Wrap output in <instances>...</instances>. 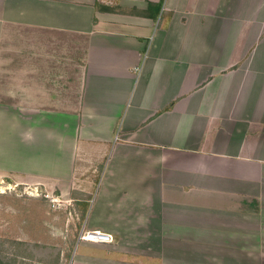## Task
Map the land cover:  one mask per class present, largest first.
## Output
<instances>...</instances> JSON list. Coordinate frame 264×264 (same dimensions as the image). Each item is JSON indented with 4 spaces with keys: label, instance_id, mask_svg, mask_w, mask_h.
Wrapping results in <instances>:
<instances>
[{
    "label": "crops",
    "instance_id": "crops-1",
    "mask_svg": "<svg viewBox=\"0 0 264 264\" xmlns=\"http://www.w3.org/2000/svg\"><path fill=\"white\" fill-rule=\"evenodd\" d=\"M91 148L75 264H264V0H0V174Z\"/></svg>",
    "mask_w": 264,
    "mask_h": 264
},
{
    "label": "rangeland",
    "instance_id": "rangeland-1",
    "mask_svg": "<svg viewBox=\"0 0 264 264\" xmlns=\"http://www.w3.org/2000/svg\"><path fill=\"white\" fill-rule=\"evenodd\" d=\"M92 150L85 154L82 173L77 175L76 192L85 190L81 201L26 185L19 176L0 174L4 264H68L80 252L78 238L101 174Z\"/></svg>",
    "mask_w": 264,
    "mask_h": 264
},
{
    "label": "built area",
    "instance_id": "built-area-1",
    "mask_svg": "<svg viewBox=\"0 0 264 264\" xmlns=\"http://www.w3.org/2000/svg\"><path fill=\"white\" fill-rule=\"evenodd\" d=\"M82 242L111 244L114 242V237L111 234L100 231H88L85 226H83L78 238V245ZM68 264H75L73 258Z\"/></svg>",
    "mask_w": 264,
    "mask_h": 264
},
{
    "label": "trees",
    "instance_id": "trees-1",
    "mask_svg": "<svg viewBox=\"0 0 264 264\" xmlns=\"http://www.w3.org/2000/svg\"><path fill=\"white\" fill-rule=\"evenodd\" d=\"M172 107H173V106L169 107L167 110H170ZM100 170H101V173H102V171H103V166L100 167ZM100 175H101V174H100ZM76 193H77V192L74 191V190L71 192L72 199H74V201H77ZM0 264H4V261H3V259H1V258H0Z\"/></svg>",
    "mask_w": 264,
    "mask_h": 264
}]
</instances>
